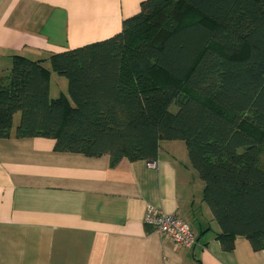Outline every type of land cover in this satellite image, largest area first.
I'll use <instances>...</instances> for the list:
<instances>
[{
  "label": "trees",
  "instance_id": "trees-1",
  "mask_svg": "<svg viewBox=\"0 0 264 264\" xmlns=\"http://www.w3.org/2000/svg\"><path fill=\"white\" fill-rule=\"evenodd\" d=\"M52 72L68 94L51 96ZM12 136L53 138L56 151L112 166L183 140L222 248L241 236L264 249V0H144L110 38L15 55L0 74V138Z\"/></svg>",
  "mask_w": 264,
  "mask_h": 264
},
{
  "label": "crops",
  "instance_id": "crops-1",
  "mask_svg": "<svg viewBox=\"0 0 264 264\" xmlns=\"http://www.w3.org/2000/svg\"><path fill=\"white\" fill-rule=\"evenodd\" d=\"M143 1L0 0V74L15 55L48 59L118 34ZM52 76L55 98L65 92L52 95ZM204 188L183 140L112 166L109 155L56 151L53 138H0V264H264L245 237L222 248ZM149 207L177 214L197 243L160 236Z\"/></svg>",
  "mask_w": 264,
  "mask_h": 264
},
{
  "label": "built area",
  "instance_id": "built-area-1",
  "mask_svg": "<svg viewBox=\"0 0 264 264\" xmlns=\"http://www.w3.org/2000/svg\"><path fill=\"white\" fill-rule=\"evenodd\" d=\"M145 220L160 236L172 240L177 245L193 247L197 243L190 225L175 213L149 207Z\"/></svg>",
  "mask_w": 264,
  "mask_h": 264
},
{
  "label": "rangeland",
  "instance_id": "rangeland-1",
  "mask_svg": "<svg viewBox=\"0 0 264 264\" xmlns=\"http://www.w3.org/2000/svg\"><path fill=\"white\" fill-rule=\"evenodd\" d=\"M53 79H52V84H53V90H52V95L54 96V94H56V92L59 91H64L66 94H68V80L66 77L59 75L55 72H53ZM55 80H57L58 82H55ZM178 109L177 107V103H173L171 106V111L172 112H176ZM20 116L21 114L18 113L15 116V127L18 125V123L20 122Z\"/></svg>",
  "mask_w": 264,
  "mask_h": 264
}]
</instances>
